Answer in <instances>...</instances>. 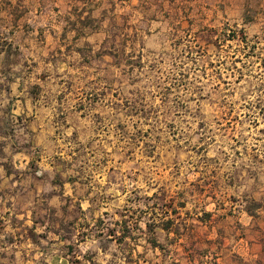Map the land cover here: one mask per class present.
Masks as SVG:
<instances>
[{"label": "rangeland", "instance_id": "rangeland-1", "mask_svg": "<svg viewBox=\"0 0 264 264\" xmlns=\"http://www.w3.org/2000/svg\"><path fill=\"white\" fill-rule=\"evenodd\" d=\"M0 264H264V0H0Z\"/></svg>", "mask_w": 264, "mask_h": 264}, {"label": "trees", "instance_id": "trees-1", "mask_svg": "<svg viewBox=\"0 0 264 264\" xmlns=\"http://www.w3.org/2000/svg\"><path fill=\"white\" fill-rule=\"evenodd\" d=\"M243 38H244V37H243ZM166 228L169 229V227H166ZM153 244L157 246V241H154Z\"/></svg>", "mask_w": 264, "mask_h": 264}]
</instances>
